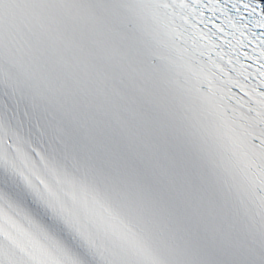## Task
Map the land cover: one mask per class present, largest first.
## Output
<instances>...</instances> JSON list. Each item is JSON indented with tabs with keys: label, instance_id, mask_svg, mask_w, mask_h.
Wrapping results in <instances>:
<instances>
[{
	"label": "snow or ice",
	"instance_id": "obj_1",
	"mask_svg": "<svg viewBox=\"0 0 264 264\" xmlns=\"http://www.w3.org/2000/svg\"><path fill=\"white\" fill-rule=\"evenodd\" d=\"M0 264H264V0H0Z\"/></svg>",
	"mask_w": 264,
	"mask_h": 264
}]
</instances>
